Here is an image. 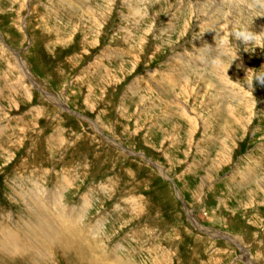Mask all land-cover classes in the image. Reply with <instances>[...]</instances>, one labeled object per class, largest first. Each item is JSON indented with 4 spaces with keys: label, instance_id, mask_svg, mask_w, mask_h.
Listing matches in <instances>:
<instances>
[{
    "label": "rangeland",
    "instance_id": "374dc122",
    "mask_svg": "<svg viewBox=\"0 0 264 264\" xmlns=\"http://www.w3.org/2000/svg\"><path fill=\"white\" fill-rule=\"evenodd\" d=\"M244 25L264 31L248 0H0V237L78 264L39 239L40 200L94 264H264V36L245 50Z\"/></svg>",
    "mask_w": 264,
    "mask_h": 264
},
{
    "label": "bare ground",
    "instance_id": "6f19581e",
    "mask_svg": "<svg viewBox=\"0 0 264 264\" xmlns=\"http://www.w3.org/2000/svg\"><path fill=\"white\" fill-rule=\"evenodd\" d=\"M229 6V5H228ZM40 201V200H39ZM38 201V202H39ZM34 202L33 208L31 209L33 211L32 218L35 219L34 221L38 224V230L37 234L40 237L39 239L42 240L43 245L44 244H50L51 246H56L59 249L62 250L64 254L70 255L72 259L75 261L77 260L78 264H94V262L87 258L86 256V250L85 247L81 245V231L76 227V230H73L70 226V230L68 228L64 227L62 222V226H55L54 217H50L46 212L45 209L41 208V203ZM73 216V214H72ZM58 217V216H57ZM74 218V217H72ZM66 221V219H65ZM73 223V221H72ZM76 224V222H75ZM74 224V225H75ZM75 228V227H74ZM68 230L66 233L65 231ZM24 241V239H22ZM20 236L10 233L6 237H0V252L9 254L12 257H19L20 259L28 260L29 263L32 262H39V259L35 256H38V254H41L42 245H38L36 249L37 254L34 255V253L31 255H27L26 252L32 251V247L30 244L26 247V245L22 246V241L20 243ZM83 244V243H82ZM37 245V244H36ZM23 247V248H22ZM48 247V246H47ZM28 248V249H27ZM49 251V249H48ZM30 253V252H29ZM26 254V255H24ZM63 254V255H64ZM88 255V254H87ZM1 256V254H0ZM8 256V257H10ZM7 257V258H8ZM40 257V256H39ZM45 257V256H42ZM89 257V256H88ZM10 258V259H11ZM7 259V260H10ZM13 259V258H12ZM35 259V260H34ZM41 259V258H40ZM98 264V263H97Z\"/></svg>",
    "mask_w": 264,
    "mask_h": 264
},
{
    "label": "clouds",
    "instance_id": "9594fccd",
    "mask_svg": "<svg viewBox=\"0 0 264 264\" xmlns=\"http://www.w3.org/2000/svg\"><path fill=\"white\" fill-rule=\"evenodd\" d=\"M248 2H249L250 7L258 8L264 11V0H248ZM230 35L233 38V40L237 42V44L244 45L245 50H246V46L249 45L250 43H254L256 39L258 38V36H264V31L257 33L251 30L248 25L234 26L231 30ZM219 44L221 46H227L229 45V41L225 39L223 41H220ZM236 58L237 56L234 57V60ZM254 80L259 81L260 83H264V73L256 74L254 77ZM248 83L250 87H253V77L252 76L249 77Z\"/></svg>",
    "mask_w": 264,
    "mask_h": 264
},
{
    "label": "crops",
    "instance_id": "0c3cea01",
    "mask_svg": "<svg viewBox=\"0 0 264 264\" xmlns=\"http://www.w3.org/2000/svg\"><path fill=\"white\" fill-rule=\"evenodd\" d=\"M224 144V143H223ZM226 144V143H225ZM208 148H210V146H208ZM207 155L211 156L212 152L210 150H208Z\"/></svg>",
    "mask_w": 264,
    "mask_h": 264
}]
</instances>
